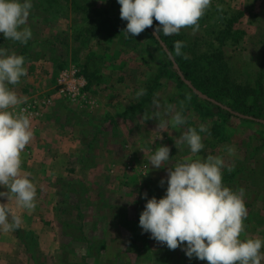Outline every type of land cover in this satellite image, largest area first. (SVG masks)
<instances>
[{
  "label": "rangeland",
  "instance_id": "374dc122",
  "mask_svg": "<svg viewBox=\"0 0 264 264\" xmlns=\"http://www.w3.org/2000/svg\"><path fill=\"white\" fill-rule=\"evenodd\" d=\"M31 3L26 25L31 39L21 44L0 33V48L25 57L27 76L9 87L26 102L12 111L29 104L37 106L33 112L39 111L29 116L33 136L21 152L24 168L29 157L37 164L32 180L36 206L27 213L17 208L20 227L0 231V264H208L189 258L186 243L170 250L139 224L147 201L166 195L168 167L208 155L225 161L224 186L244 189L248 215L240 239L264 240V123L227 116L193 98L190 82L183 76L182 84L166 69L170 55L154 41L151 27L138 36L124 32L128 22L121 19L118 0ZM108 21L114 35L96 27ZM199 24L198 31L189 27L179 32L187 44L195 43L197 54H205L194 67L226 68L237 84L253 90L259 84L264 91V0H212ZM214 51L220 55L211 62L208 56ZM187 52L191 56V50ZM94 54L101 59L97 66L101 79L85 93L88 97L72 100L58 94L60 73L74 66L84 77L82 64ZM30 66L35 67L31 72ZM65 78L72 81L71 75ZM142 88L146 94L137 98ZM145 97L150 101L136 106ZM254 97L250 93L249 101ZM181 100L187 124L179 130L169 125L163 131L157 119H143L145 112L157 110V102L163 112L166 104L180 110ZM201 124L208 129L199 133L203 150L193 154L186 144L178 149L176 140L182 132L190 127L199 132ZM161 146L170 148V162L156 169L149 157ZM47 150L57 164L46 169L40 163ZM21 172L26 175L23 167Z\"/></svg>",
  "mask_w": 264,
  "mask_h": 264
},
{
  "label": "clouds",
  "instance_id": "9594fccd",
  "mask_svg": "<svg viewBox=\"0 0 264 264\" xmlns=\"http://www.w3.org/2000/svg\"><path fill=\"white\" fill-rule=\"evenodd\" d=\"M118 3L121 19L128 22L124 32L138 36L151 27L155 19L159 22L155 30L159 38L161 31L164 36L178 34L182 28L198 31L199 20L211 7L212 0H118ZM31 9V0H0V33L6 40L28 43L32 31L26 25ZM184 47L183 41H175L174 55L188 59L182 52ZM25 76V57L0 48V186L7 189L0 192V198L8 201L0 203V231L5 233L21 225L17 208L30 211L36 206V187L21 172V152L33 136L31 120L26 109L12 111L24 104L26 98L9 87L18 85ZM145 94L146 89L142 88L136 97ZM179 104L180 110L173 104H166L161 112L157 102V110L151 114L145 112L143 119H157L158 129L163 131L169 125L179 130L187 124L183 114L185 101L181 100ZM207 131L203 124L199 126V132L195 127L188 128L176 140L177 148L186 144L191 153H200L204 144L199 133ZM149 160L151 167L156 169L168 166L170 148L158 147ZM224 165L222 157L208 155L205 159H185L168 167L166 195L147 201L139 224L144 232H150L153 239L166 244L170 250L186 243L184 251L189 258L196 257L208 264H261L264 240L240 239L248 215L244 189L233 191L224 186Z\"/></svg>",
  "mask_w": 264,
  "mask_h": 264
},
{
  "label": "trees",
  "instance_id": "16d2710c",
  "mask_svg": "<svg viewBox=\"0 0 264 264\" xmlns=\"http://www.w3.org/2000/svg\"><path fill=\"white\" fill-rule=\"evenodd\" d=\"M74 6L79 7V4L75 2ZM112 26V23L108 21L105 22V26L98 24L96 27L99 30H102L105 27L108 31H106L108 35H114V27ZM158 26L159 22L154 19L153 25L151 26L152 30L155 31ZM154 31L152 32L154 33ZM148 32L151 35L153 34L150 30ZM177 40L185 43V47L182 49V52L187 55L188 59H185L184 56L174 55V43ZM187 40L188 39H186L182 33L164 36L161 31L159 38L157 37V34L154 36V41L165 49L167 55L168 53H173L172 56L167 57L168 64L165 66L166 69L171 70L182 84H185L183 79L190 82L191 85H189L188 89L193 93V98H200V100L208 105H212L219 111L224 112L227 116H235L247 122L264 123V91L262 88H259L260 85L258 84L257 88L254 90L249 87H243L241 84H237L229 78V71L228 69L226 70V68L221 70H217L215 67L211 68L212 75L209 74L211 73V70L207 68L208 66L205 67L207 70L196 69V67H194L195 62L204 59L205 54H197L198 50H194L195 43L187 44ZM188 49L191 50V56L187 52ZM22 51L27 52L24 49H22ZM217 54L220 55V52H217ZM217 54L214 51L210 56H208L209 59L212 57V60H210L211 62L218 58ZM29 56L31 55L27 54V58H30ZM100 61L101 59L94 54L87 56L85 62L82 64L80 73L83 74L88 82L87 88H90L93 84L98 82L99 79H101V75L99 74L100 68H97ZM207 63L209 65L208 61ZM218 66L222 67L220 62L218 63ZM62 67L63 65L58 66V68ZM175 67L177 69H175ZM34 69V66L29 67L30 72ZM183 76L184 78L182 79ZM250 93H255V97L252 98L251 101H249L248 98ZM146 99V97L142 99L136 104V106L139 108L144 107L145 104L150 101H146Z\"/></svg>",
  "mask_w": 264,
  "mask_h": 264
},
{
  "label": "crops",
  "instance_id": "0c3cea01",
  "mask_svg": "<svg viewBox=\"0 0 264 264\" xmlns=\"http://www.w3.org/2000/svg\"><path fill=\"white\" fill-rule=\"evenodd\" d=\"M80 75V74H79ZM71 82H73V80L71 81ZM75 82V83H74ZM73 83L74 84H76L78 87H77V89H78V91H76V97L74 98V99H72V98H70V97H68L67 95H65L64 93H61L60 92V88L58 89V94H63V95H65V96H67V98H70V99H72V100H75V99H78V97H81V98H85V97H88L86 94L87 93H89L88 91H89V89L90 88H87V85H88V82H87V80H86V78L85 77H82L81 78V80L79 81V78H78V80L77 81H74ZM86 93V94H85ZM19 109H17V111H18ZM37 134V133H36ZM35 138H37V137H35ZM38 138L39 139H41V142L42 143H44V141H42V138H41V136H38ZM44 138V137H43ZM53 143V142H52ZM52 145H54V143L53 144H51V143H48V146L49 147H51L52 148ZM46 146V143H45V145H44V147ZM50 149V148H49ZM50 152V151H49ZM49 152H48V150H47V155H45L46 153H44V155H45V159H43V162L42 163H40V165H42V164H44L45 165V168L47 169V165L48 166H50V167H54V166H56V164H57V159H55L54 157H53V155H49ZM60 152H61V149H60ZM47 156V157H46ZM30 158V157H29ZM26 159V164H27V168L25 169L24 168V163L23 162H21V167H23V169H24V171H25V173H26V175L31 179V180H33L34 178L36 179V171H35V165L37 166V164L35 163V161H34V159H32V158H30V159ZM39 164V163H38ZM45 172V171H44ZM54 172H55V169H54ZM47 174H50V171H47ZM4 191H6V188L5 187H2V186H0V192H4ZM0 203H6L5 201H4V199L3 198H0ZM14 203V202H13ZM12 203V204H13ZM28 212V210H23V212Z\"/></svg>",
  "mask_w": 264,
  "mask_h": 264
},
{
  "label": "built area",
  "instance_id": "2783aa9c",
  "mask_svg": "<svg viewBox=\"0 0 264 264\" xmlns=\"http://www.w3.org/2000/svg\"><path fill=\"white\" fill-rule=\"evenodd\" d=\"M68 75H71L73 82L77 81L79 78V81L81 80L82 76L79 75V71L76 67L72 66L68 69H64L61 73H60V78H59V85L61 86L60 88V92L64 93L65 95H67L68 97L74 99L76 97V91H78L77 89V85L74 84L73 82H69L67 81L65 77H67ZM44 103H47L44 101ZM37 104V103H36ZM35 104H29L28 106L22 107L23 109H26V114L29 116H33L34 117L36 115H38L39 111L33 112L32 110L35 109ZM37 107V106H36Z\"/></svg>",
  "mask_w": 264,
  "mask_h": 264
},
{
  "label": "water",
  "instance_id": "95a60500",
  "mask_svg": "<svg viewBox=\"0 0 264 264\" xmlns=\"http://www.w3.org/2000/svg\"><path fill=\"white\" fill-rule=\"evenodd\" d=\"M156 35V34H155ZM200 95H201V93H200Z\"/></svg>",
  "mask_w": 264,
  "mask_h": 264
}]
</instances>
